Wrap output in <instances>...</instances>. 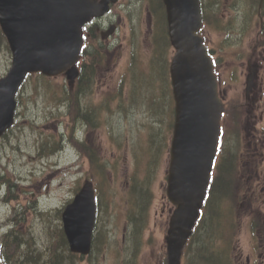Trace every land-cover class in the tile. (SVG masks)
Instances as JSON below:
<instances>
[{"label":"rangeland","instance_id":"374dc122","mask_svg":"<svg viewBox=\"0 0 264 264\" xmlns=\"http://www.w3.org/2000/svg\"><path fill=\"white\" fill-rule=\"evenodd\" d=\"M242 4L244 12L248 10V5L253 7L252 0H249L245 5ZM123 7L128 10L126 6ZM128 12L130 13L129 17L124 16L121 6H117L113 10L110 20L117 23V31L114 36L115 45L108 50L106 62L98 69L97 83L93 85L92 95L82 100L83 106L99 114V116L96 114L94 116L92 114V116L102 125L94 133L93 138L98 149L95 151L96 156L91 163L89 160L79 157V154L77 158L72 159V155L68 152L62 156L39 158L41 144L45 145L46 142L56 140L59 134H64L68 127L69 117L64 114L65 110L63 109L65 105L58 111L52 105L55 92L67 86L65 78L61 76L47 79L45 84L42 79L37 80L33 76L27 80L17 98L18 100L20 98L21 105L18 106L15 124L4 138H0V179L7 180V183L0 182V235L8 231L10 226L12 229L30 233L35 238L36 244L39 247H44L47 243L45 231L48 227H55L60 222L55 211L62 209L73 198L85 178H89V171L97 173L90 176V180L93 182L100 175L108 179L106 182L101 181L100 184H96L102 194L96 233H102L105 246H102L100 251L92 254L90 258L82 259L76 264H112L115 255L126 260L129 245L134 242H137L138 245L136 249L134 246L131 247V255L139 259L138 264H158L159 258L164 256V237L167 231L169 211L171 212V206L166 204L163 191L165 188L164 176L167 170L166 159L154 176V197L150 209L147 210L143 206L141 209H129L125 193L129 188L128 182L133 174L135 157L131 158L132 149L135 155L140 156L141 166L136 167L135 170H137L136 174L141 176V170L147 167V156L143 145L146 140L143 139V135L130 134L129 124L126 125L120 117H115L105 125L103 122L108 120L109 112L104 109L99 99L101 92L111 90L120 84L125 64L120 59L127 54L130 56L131 52L125 46L128 45L132 34L135 35L134 44H141V47L139 46L137 49L139 56L136 75L148 72V60L153 55V51L145 24L147 18L142 9L138 14L134 4L129 7ZM212 39L217 42L221 40V36L215 33ZM243 39L242 51L247 52L254 37ZM104 44L107 46V43ZM236 49L238 50V47ZM229 54L228 51L225 52V60L221 66L222 85L224 92L226 89V94L236 98L242 96L245 71L242 61H245L247 57L238 59L234 56L230 57ZM9 66L10 54L3 46H0V77L5 74ZM262 80L264 83V78ZM95 88H97V92H95ZM122 93L123 97L129 95V92L124 88ZM144 94L145 91L141 90L140 96L142 97ZM144 99L148 105L147 110L144 114L139 113L141 116L149 117L150 123H153L155 113L151 106L157 102L158 96ZM263 126L264 123L260 124L259 128ZM157 128L158 123H155L154 129ZM110 134L116 138L114 142L109 139ZM232 134L233 131H229L228 135ZM249 142H246L245 147L251 146ZM222 143L225 146V152L234 153L238 147L239 151L244 147L236 141L234 136H227L225 143L224 139ZM142 150L144 153L140 155ZM261 156H264L262 147L258 160ZM69 163L70 165H66ZM101 163L106 164L107 169L104 165L102 167ZM111 165H115V170H112ZM20 179L23 182H20ZM3 184L5 187L2 188ZM8 184L12 185L9 189H7ZM145 202L143 201V203ZM162 206L163 217L158 219ZM137 212L145 219L142 221L138 217V222L135 220L127 222L128 216L135 215ZM247 218L249 215L243 219ZM214 221L212 219L211 223ZM247 240V238H242L245 250H247ZM207 253H209L207 249L197 251L195 264H214V262L209 263Z\"/></svg>","mask_w":264,"mask_h":264},{"label":"water","instance_id":"95a60500","mask_svg":"<svg viewBox=\"0 0 264 264\" xmlns=\"http://www.w3.org/2000/svg\"><path fill=\"white\" fill-rule=\"evenodd\" d=\"M91 0H0V24L14 54L8 76L0 82V134L9 126L13 95L26 72L77 75L73 65L81 47V27L107 9ZM171 44L170 66L176 102L168 195L177 205L166 238L168 264H179L183 240L197 217L218 133L215 83L204 56L196 0H164ZM197 14L196 16H192ZM71 252L87 254L94 228V191L85 182L61 216Z\"/></svg>","mask_w":264,"mask_h":264},{"label":"trees","instance_id":"16d2710c","mask_svg":"<svg viewBox=\"0 0 264 264\" xmlns=\"http://www.w3.org/2000/svg\"><path fill=\"white\" fill-rule=\"evenodd\" d=\"M208 3H211L213 0H205ZM0 36L1 33H0ZM158 53L161 55L162 50H158ZM93 59L90 60V64H93ZM164 66L159 67V71H162V76L165 75L166 70ZM92 74V71H91ZM88 84V78L85 75L84 67L82 66V71L80 74L78 91L85 88ZM154 112L155 123L158 121L162 124L165 113L156 109ZM166 128L170 129L171 124L168 121ZM153 132L155 129H152ZM153 145L155 141L151 139ZM78 148L82 149L81 146L75 144ZM153 156V155H152ZM103 167V166H102ZM114 168V166H112ZM93 171L90 170V173ZM224 173V172H223ZM97 174V173H96ZM99 181L106 182L108 179L102 175L98 176ZM133 182H136L137 179L133 178ZM139 189L135 191L134 194L129 195L131 202L136 199ZM99 197H102V194H99ZM46 245L43 248H39L35 245L33 241V236L24 231L18 229H13L7 232L5 235L0 237V264H76L77 261L81 260L78 255L71 254L67 251L66 242L64 240L61 228L59 225L55 227H48L45 231ZM105 239L101 232L96 233V236L93 240V250L99 252L102 246H105ZM138 243L134 242L133 246L136 249ZM131 251V249H130Z\"/></svg>","mask_w":264,"mask_h":264},{"label":"flooded vegetation","instance_id":"af4514ba","mask_svg":"<svg viewBox=\"0 0 264 264\" xmlns=\"http://www.w3.org/2000/svg\"><path fill=\"white\" fill-rule=\"evenodd\" d=\"M97 30V28H96ZM258 248L261 252V255L259 257H263L264 258V240L261 242H258ZM232 264H244V261H242V256L241 254H239L238 257L234 258L233 263ZM245 264H250V258L246 257L245 258Z\"/></svg>","mask_w":264,"mask_h":264}]
</instances>
